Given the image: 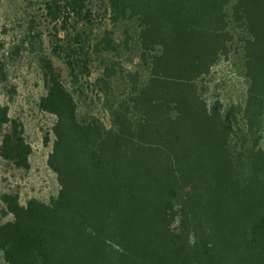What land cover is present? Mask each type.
Masks as SVG:
<instances>
[{"label":"trees","instance_id":"trees-1","mask_svg":"<svg viewBox=\"0 0 264 264\" xmlns=\"http://www.w3.org/2000/svg\"><path fill=\"white\" fill-rule=\"evenodd\" d=\"M36 1L69 32L54 51L74 81L106 59L112 124L80 119L44 60L39 106L56 119L48 165L60 191L25 206L2 194L5 264H264V0H99L112 29L96 40L93 0ZM237 43L246 97L208 105L200 85ZM121 49L145 78L123 71ZM0 130L2 158L28 169L32 148L2 104Z\"/></svg>","mask_w":264,"mask_h":264},{"label":"rangeland","instance_id":"rangeland-1","mask_svg":"<svg viewBox=\"0 0 264 264\" xmlns=\"http://www.w3.org/2000/svg\"><path fill=\"white\" fill-rule=\"evenodd\" d=\"M93 2L95 27L93 31L86 29V38L96 40L112 28L100 1ZM79 28L84 30L82 26ZM68 38L69 32L50 22L43 6L36 0H0V59L8 73L6 81L0 80V104L7 106L10 118L22 125L24 137L32 148L28 169H21L0 155V224L12 219L3 216L2 194L17 193L20 203L25 206L32 199L48 203L60 191L57 175L48 165L56 119L39 106L47 94L44 60L52 63L72 92L80 119L97 118L106 127L112 124L102 85L98 83L104 76L106 59L94 58L89 74L74 81L66 62L54 51L56 46L65 48ZM116 38L121 41L123 33L118 31ZM119 56L123 71L139 72L146 77L147 72L139 66L138 60H132L135 57L132 52L121 49ZM119 56L115 55L112 62H118L116 57ZM200 89L208 105L229 106L244 101L248 80L240 43L202 81ZM0 264H5L2 254Z\"/></svg>","mask_w":264,"mask_h":264}]
</instances>
